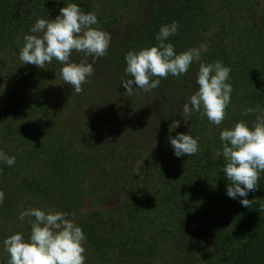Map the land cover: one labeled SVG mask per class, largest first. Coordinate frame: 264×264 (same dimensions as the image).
<instances>
[{
  "label": "trees",
  "instance_id": "obj_1",
  "mask_svg": "<svg viewBox=\"0 0 264 264\" xmlns=\"http://www.w3.org/2000/svg\"><path fill=\"white\" fill-rule=\"evenodd\" d=\"M68 3L94 12L111 35L106 55L96 60L77 94L86 109L66 92L71 89L57 60L44 69L19 60L23 34L35 20L54 19ZM173 21L178 32L166 42L177 53L204 44L201 62L221 61L231 69L233 91L219 126L193 113L187 123L170 127L191 95L197 62L149 92L117 94L125 90V72L117 70L114 58L121 26L136 36L140 50L155 45L160 27ZM83 59L76 52L71 60ZM106 72L111 111L101 115L99 131L120 135L113 150L100 144L99 134L90 138L86 132L93 125L90 114L97 115L92 88ZM257 105L264 107V0H0V146L15 157L10 167L0 162L1 182L13 185L26 209L72 214L68 218L86 236L85 264H264V172L246 197L248 207L240 197L229 198L219 139L222 129L240 120L251 124L256 116L242 113ZM56 114L65 125L53 120ZM178 132L196 138L199 150L177 158L170 146L165 159L164 145ZM113 151L120 162L116 171L107 166ZM111 195L116 206L82 212L89 199L103 204Z\"/></svg>",
  "mask_w": 264,
  "mask_h": 264
},
{
  "label": "clouds",
  "instance_id": "obj_2",
  "mask_svg": "<svg viewBox=\"0 0 264 264\" xmlns=\"http://www.w3.org/2000/svg\"><path fill=\"white\" fill-rule=\"evenodd\" d=\"M178 23L162 25L155 36L156 44L140 50H129L124 61L127 79L122 86L128 95L135 89L149 92L156 89L161 79L169 75H184L190 65L199 63L196 73V90L183 104L182 116L185 123L193 113H199L219 126L225 119L233 91L230 83L231 69L221 61L201 62V51L206 45L188 48L177 53L172 43L166 42L178 32ZM111 41L109 32L99 27L94 12L85 11L79 3H68L59 10L55 19L37 18L27 33L23 34V45L19 48L22 65L32 64L44 69L46 63L57 60L62 66L60 76L71 87V93L80 94L82 84L94 73L93 65L106 55ZM73 51L83 53L85 59L79 63L70 59ZM91 57V62L87 58ZM255 115L249 124L240 120L233 126L220 131L224 164L221 172L228 181L226 195L231 199L240 197L239 203L248 207L246 197L258 187L259 175L264 172V107L246 108L242 115ZM180 121H174L171 128H178ZM173 154L179 158L195 155L199 150L198 140L189 133L169 136ZM0 162L7 166L15 163L0 151ZM4 193L0 191V202ZM72 215L53 209L29 208L19 214L18 219L34 218L30 222V234L13 233L3 239V250L8 254L7 264H85L84 243L86 236L75 223Z\"/></svg>",
  "mask_w": 264,
  "mask_h": 264
},
{
  "label": "rangeland",
  "instance_id": "obj_3",
  "mask_svg": "<svg viewBox=\"0 0 264 264\" xmlns=\"http://www.w3.org/2000/svg\"><path fill=\"white\" fill-rule=\"evenodd\" d=\"M98 6H100V5H98ZM98 6H97L96 10L99 9ZM54 19H55V17H54ZM125 26L126 25H122L121 26V29H122L121 31H123V32L121 33L120 37L116 36V41L114 43V54H115L114 58H115V62L117 64V70H119L121 72H123L125 67H126V64H125V61H124V56L129 51V49H127V46L129 45L131 47V49L133 47H135L134 50H137V51L139 50V49H137V46H139V48H140V45L138 43H136V41H135V37L136 36L133 35V33H131V32H129V34L127 32H124L126 30ZM75 53L76 52L73 51L70 59H72V57H73V55ZM87 60H88V58H87ZM88 62H90V60H88ZM47 66H48V64H47ZM49 68H50V66H49ZM48 72H50V69H48L47 73ZM112 72H114V71H112ZM108 73L109 72L103 73V75L100 78V82L97 83L95 88H92L94 94L96 95L95 96L96 97V105L93 108V113H95V114L97 113V115L90 114V118H91L90 121L93 123V125L90 126L88 128V130H86V132L92 134L90 136V138H95L96 137L95 135L99 134L100 144H103L104 147H107V149L109 148L110 150H113L114 148L112 146L114 144H116V142L119 141L120 135L118 133H114L113 136H107L105 132L100 133V131H99L104 126V124L102 122L103 119L101 118V115L103 114V112L105 113V112H110L111 111V109L108 108L107 105H106V99H107L106 95H107L108 92H110V90L112 88H109L110 84L107 81L103 82V80L105 79V77H106V75ZM195 76H196V74H195ZM127 78L128 77L125 76L124 79H127ZM168 78H169V76H168ZM58 83L61 84V81L58 80ZM48 84H51V80H48ZM112 84H113V88H114L113 81H112ZM193 85L194 86L191 89L187 88L191 92V94L197 88L195 83H193ZM69 88L71 89L70 86H69ZM125 91L126 90L118 91L117 94L121 95L122 93H119V92H125ZM66 92L71 93V90H68ZM114 94L115 93H112L110 95L114 96ZM73 95H74L76 100H80L79 103L82 105L83 109H86L87 105L85 104L83 97L81 99H79L80 97H78L77 94L73 93ZM83 95L84 94H82V96ZM105 97H106V99H105ZM119 97L120 96H116V99H119ZM80 108H81V106L78 108V111H79ZM59 112H60V114H62V111H59ZM61 116L59 114H56V115H54V119L53 120L57 124L65 125V123L63 122ZM174 120L175 121H180V125L185 124L183 116L178 117V118H174ZM119 122H120V120H119ZM119 122L116 123L117 125L115 126L114 130L117 129L121 125ZM209 125L208 124L206 125L207 128H209L208 127ZM136 127H137V123H136ZM131 128H132V125H131ZM169 148H170V143L167 142L164 145V149L162 151L163 152V156H164L165 159L170 154V149ZM0 151H3L1 146H0ZM113 152H114L113 154H111L109 157H107L108 158L107 166H108V168L111 171H116L120 167V162L118 160H116V158H115L116 152L115 151H113ZM1 181H3V178H2L1 172H0V191L3 192L4 190H6L5 193L3 192L4 193L3 201L0 202V259L1 260L3 259L2 262L7 264L8 254L6 252H4V250H3V243H2L3 239L6 238L7 236L13 234V233H16V232H23L24 235H25V238H27L28 235L30 234V230L28 229V226L30 225V222L27 220V217L25 218L24 221H20L18 219L19 214L22 211L26 210V208L24 206V202L18 200L17 193H16L13 185H8L6 187L4 185L5 182L3 184ZM117 204H118L117 199L115 197H113L112 195L109 196V200L107 199V201L105 203H103V204H101V203L97 204L96 201H93V200L89 199L86 202V204H84L82 212H84L86 210L88 211V210L97 209V208H103L104 209V208H108V206H114V205L116 206ZM41 205L43 206V203ZM85 208H86V210H85ZM27 209H29V208H27ZM89 255H90L89 251H87L85 249L84 256L85 257H87V256L89 257Z\"/></svg>",
  "mask_w": 264,
  "mask_h": 264
}]
</instances>
